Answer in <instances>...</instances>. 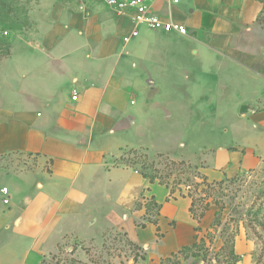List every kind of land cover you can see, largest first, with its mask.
I'll return each mask as SVG.
<instances>
[{
	"label": "crops",
	"instance_id": "1",
	"mask_svg": "<svg viewBox=\"0 0 264 264\" xmlns=\"http://www.w3.org/2000/svg\"><path fill=\"white\" fill-rule=\"evenodd\" d=\"M152 9L170 13L187 35L138 26L129 37L128 14L90 0L56 2L31 32L10 41L0 60V157L38 161L0 185L9 201L0 195V264H44L66 238L89 242L107 230L137 248L136 264H194L179 252L211 229L215 206L194 220L186 188L171 193L115 162L125 149L148 151L143 120L158 119V108L167 119L202 121L207 106L220 110L209 94L223 98L232 85L236 114L246 120L240 145L193 154L179 143L177 155L148 153L194 159L209 183L263 160L264 90L256 98L251 90L264 86L263 3L181 0L168 9L157 1ZM150 201L157 213L146 211Z\"/></svg>",
	"mask_w": 264,
	"mask_h": 264
},
{
	"label": "rangeland",
	"instance_id": "2",
	"mask_svg": "<svg viewBox=\"0 0 264 264\" xmlns=\"http://www.w3.org/2000/svg\"><path fill=\"white\" fill-rule=\"evenodd\" d=\"M84 0H0V60L6 57L5 50H9L10 41L18 35L23 36L31 32L56 2ZM264 5V0H260ZM6 32V35L2 33ZM233 86H228L227 95L216 98V94H209L210 103L220 110H209L203 116L207 118L197 120L167 119L163 111L158 108L154 121L143 120L141 136L147 150H123L116 163L131 168H142L143 172L163 176L172 171L182 182L181 188L185 193L193 192L195 198L203 196L194 191L191 184L197 171V161L173 160L165 154L151 155L156 150L166 151L170 155L179 152V143L184 144V153H193L203 146L216 147L218 145H240L242 136L238 128L246 123L235 111L237 97L233 95ZM255 98L260 96L264 86H251ZM208 91L212 90L208 87ZM217 102L218 104H215ZM149 113V112H148ZM222 113V114H219ZM218 116H223L218 119ZM136 130V128L134 129ZM209 155V154H207ZM195 157H198L196 153ZM134 158V159H133ZM121 159H123L121 161ZM136 159V161H134ZM36 157L27 155H11L0 160V185L7 180V176L18 170H25L36 166ZM169 162L176 163L172 168ZM184 163L181 165V163ZM167 164V168L165 167ZM169 167V169H168ZM155 173V172H154ZM186 179V180H185ZM215 206V222L211 229L203 235L202 242L187 253L196 258L194 264H264V158L256 168L239 171L225 177L214 190L209 191L205 199ZM250 245L249 250L241 251L240 246ZM238 246V247H237ZM234 256H230V251ZM140 254L137 248L121 233L103 232L97 234L91 241L71 240L66 238L54 254H51L44 264H125L133 259L132 264L138 262Z\"/></svg>",
	"mask_w": 264,
	"mask_h": 264
},
{
	"label": "built area",
	"instance_id": "3",
	"mask_svg": "<svg viewBox=\"0 0 264 264\" xmlns=\"http://www.w3.org/2000/svg\"><path fill=\"white\" fill-rule=\"evenodd\" d=\"M90 1V0H84ZM104 4L108 9L117 14H128L130 20L134 24V28L129 37H136L138 35L137 27L144 26L151 31L161 32L163 34L175 33L179 36L187 35V29L183 24L175 22L170 13L166 18L159 16L152 9L153 4L157 1L164 2L165 6L170 9L171 7L178 6L181 0H96ZM6 35V32L2 33ZM125 39L124 41H126ZM72 101L77 100V94L73 92L71 96ZM0 195L3 196L2 203L8 204V191L6 188L0 189Z\"/></svg>",
	"mask_w": 264,
	"mask_h": 264
},
{
	"label": "trees",
	"instance_id": "4",
	"mask_svg": "<svg viewBox=\"0 0 264 264\" xmlns=\"http://www.w3.org/2000/svg\"><path fill=\"white\" fill-rule=\"evenodd\" d=\"M260 1V0H259ZM261 2V1H260ZM9 53V50H5L4 51V55L7 56ZM133 153V157L135 158L136 157V151L135 150H132L131 151ZM3 157H0V160L2 159ZM133 158V159H134ZM123 159H121L122 161ZM136 161V159L134 160ZM181 165H183L184 163L180 162ZM170 166L172 168H174L175 164L176 163H173V162H169ZM165 167L167 168V164H165ZM142 168H139L137 169V171L145 178L147 179L149 182H154V181H157L159 184H162V185H165L167 188H169V190L171 191H174L176 189H178L180 192H181V188H180V184L182 183L180 181V179H177V177L175 176L174 178H172V174L173 172L170 170L168 171L166 174H164L163 176L161 175H157V171L153 168H151V172L152 173H147L146 171L143 172L141 170ZM155 172V173H154ZM186 180V179H185ZM191 184L193 185L194 187V191H198L199 190V193L203 194V196H199V198H195L194 197V193L192 192H189L190 190V186L188 185L189 187V190L187 191V196L189 198H191L192 200V204H191V207H190V213L193 217L194 220H197L199 221L203 216H204V213L208 210L209 208V205H211V203L209 202H205L206 198L209 196V191L211 190H214L216 186H219L220 185V182L219 183H216V182H212V183H209L206 181V179L204 177H202L199 173H196L195 174V177L193 179V182H191ZM158 209H159V206H157L154 202L150 201L148 204H146V211L147 212H150V211H154L157 213L158 212ZM146 221H150L148 219L145 218ZM215 222V220H214ZM213 222V223H214ZM204 238L201 237L198 242H195L194 244L191 245V247L189 248H186L182 251L179 252V254L181 255H184V258H186L188 255L187 253L197 247V243L199 242H202ZM230 256H234V252L233 250L230 251ZM189 257H192L194 258L193 255H189ZM143 257H140V259H142ZM196 259V258H195Z\"/></svg>",
	"mask_w": 264,
	"mask_h": 264
}]
</instances>
